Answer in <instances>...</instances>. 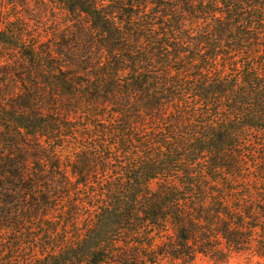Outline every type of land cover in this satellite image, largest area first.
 <instances>
[{"label": "trees", "instance_id": "trees-1", "mask_svg": "<svg viewBox=\"0 0 264 264\" xmlns=\"http://www.w3.org/2000/svg\"><path fill=\"white\" fill-rule=\"evenodd\" d=\"M264 261V0H0V264Z\"/></svg>", "mask_w": 264, "mask_h": 264}, {"label": "rangeland", "instance_id": "rangeland-1", "mask_svg": "<svg viewBox=\"0 0 264 264\" xmlns=\"http://www.w3.org/2000/svg\"><path fill=\"white\" fill-rule=\"evenodd\" d=\"M194 264H264V261L249 253H233L225 262H215L200 256Z\"/></svg>", "mask_w": 264, "mask_h": 264}]
</instances>
